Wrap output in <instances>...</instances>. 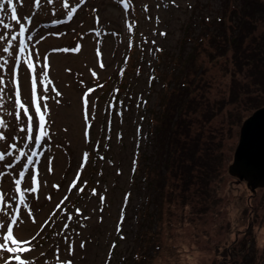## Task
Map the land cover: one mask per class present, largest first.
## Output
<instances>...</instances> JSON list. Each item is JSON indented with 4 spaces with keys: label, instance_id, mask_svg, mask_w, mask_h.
Wrapping results in <instances>:
<instances>
[{
    "label": "rangeland",
    "instance_id": "rangeland-1",
    "mask_svg": "<svg viewBox=\"0 0 264 264\" xmlns=\"http://www.w3.org/2000/svg\"><path fill=\"white\" fill-rule=\"evenodd\" d=\"M64 2L41 0L36 7L34 0H13L17 23L0 0V35L7 34L0 41V117L7 125L0 127L6 136L0 151L11 153L0 161V190L10 202L7 212L19 209L14 235L32 241L24 258L32 264H58L57 257L72 264H264V187L253 192L228 171L241 124L254 110L232 112L227 104L205 124L204 137L214 136L224 152L222 171L208 187L190 186L181 195L156 166V136L168 122L173 87L191 79V96L199 89L211 100L228 94L223 67L230 59L208 55L207 21L232 0ZM21 24L26 31L18 35ZM12 35L18 39L3 52ZM17 99L32 117L30 133ZM37 170L38 191L25 192L21 203L14 180L24 171L21 188H31ZM154 183L163 185L156 196ZM10 220L0 212V221Z\"/></svg>",
    "mask_w": 264,
    "mask_h": 264
},
{
    "label": "trees",
    "instance_id": "trees-1",
    "mask_svg": "<svg viewBox=\"0 0 264 264\" xmlns=\"http://www.w3.org/2000/svg\"><path fill=\"white\" fill-rule=\"evenodd\" d=\"M231 3L222 15L207 21L212 28L207 33L211 46L208 55L211 59H230L231 66L226 63L223 67L230 74L227 96L211 100L206 95L207 89L201 90L198 86L201 92L191 96L195 90L191 87L193 81L179 82L173 87V105L164 113L168 114L166 127L159 126L157 132L160 145L156 166L161 169L162 176L170 174L172 186L181 195L186 194L190 186L208 187L222 171V144L212 135L204 137L205 124L227 104L233 106L232 112L253 111L264 105V0H232ZM203 71L199 65L196 74L202 75ZM198 108L201 110L194 121L190 114ZM197 123L199 128L195 127ZM151 185L155 188L153 196L163 188L162 184Z\"/></svg>",
    "mask_w": 264,
    "mask_h": 264
},
{
    "label": "snow or ice",
    "instance_id": "snow-or-ice-1",
    "mask_svg": "<svg viewBox=\"0 0 264 264\" xmlns=\"http://www.w3.org/2000/svg\"><path fill=\"white\" fill-rule=\"evenodd\" d=\"M19 2L22 4L23 0H19ZM41 0H34V5L36 7H39ZM49 2H52V0H49ZM8 5L12 8V19L17 21V23L20 22V18L17 15L16 12V7L13 3V0H7ZM64 6L67 7V0H65L64 2ZM5 7V5L3 3H0V9H3ZM0 24H3V20H0ZM5 28H8L9 26L4 24ZM26 31L25 27L23 26V24L20 25L19 28V33L18 35H23L24 32ZM18 35H12L10 37V39L7 40L8 43V47H3V52H10V48L12 47V42L16 41L18 39ZM7 34L5 35H0V41H4L6 39ZM29 39H31V37H29ZM26 49V45L24 41H20V47H19V52L23 53ZM78 50V49H77ZM11 54V53H10ZM31 53H29V60L27 61L28 64V68L34 72L35 71V65L32 63L31 61ZM38 55V54H37ZM3 65H0V68H2ZM3 83V78L0 77V84ZM17 83V89H16V96L19 98L20 96V91H19V82L18 80L16 81ZM32 83H33V94L35 95V84H36V77L33 75L32 77ZM0 91H2V89H0ZM17 103L20 107V109H23L24 115L27 116L28 121H29V125L27 128V131L30 133L31 132V121H32V117L31 115H29L28 113V107L19 99H17ZM37 112H40V108L39 106H37ZM16 119L19 120L20 119V112H16ZM41 121H43L44 117L43 115H41L40 117ZM0 127H7L4 119L2 117H0ZM21 130H24L23 128ZM29 139H31V136H29ZM37 139H39V137H37ZM0 140H6V136L4 135L3 132H0ZM9 147L14 148L15 145H9ZM6 155H11V153H6L4 151H0V161H3L6 157ZM21 156H23L24 154L21 153ZM86 158V157H85ZM28 163H32L31 158H28ZM6 167L11 168L12 165L8 164L6 165ZM0 175H3L2 173H0ZM25 177V172L21 171L19 173V178L14 180V184L16 186V193L19 195V200L21 203L24 202L25 200V192H31V193H35L38 191L39 188V179H38V170L32 174L31 176V181H32V187L31 188H25L22 189L21 188V184L22 181L24 180ZM7 194L5 192H3V190H0V212H3L6 216L10 215L11 216V220L8 223H5L4 221H0V252H4V253H8V256H0V264H32L31 261L27 260L24 258L23 254L32 251V241L31 240H20L17 239L16 236L14 235V227L17 226V221L19 220V209H16L14 212L12 213H8L7 212V208L10 207V202L5 201V196ZM103 199V198H102ZM79 211V210H77ZM29 216H31V210L29 209ZM33 222H35V218L32 217ZM69 219H71V217H69ZM65 227H67V225H65ZM118 230H119V226H118ZM34 239V237H33ZM81 247H83V243L81 244ZM68 252L69 254L72 253V245L69 244L68 247ZM58 259V264H72L71 261H59Z\"/></svg>",
    "mask_w": 264,
    "mask_h": 264
},
{
    "label": "water",
    "instance_id": "water-1",
    "mask_svg": "<svg viewBox=\"0 0 264 264\" xmlns=\"http://www.w3.org/2000/svg\"><path fill=\"white\" fill-rule=\"evenodd\" d=\"M228 171L247 181L253 192L264 187V105L254 110L242 122Z\"/></svg>",
    "mask_w": 264,
    "mask_h": 264
}]
</instances>
